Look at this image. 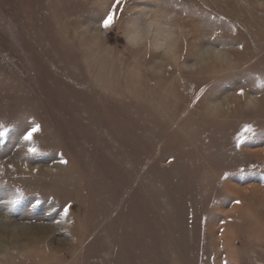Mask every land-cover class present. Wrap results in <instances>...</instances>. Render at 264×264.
Here are the masks:
<instances>
[{
    "label": "rangeland",
    "instance_id": "obj_1",
    "mask_svg": "<svg viewBox=\"0 0 264 264\" xmlns=\"http://www.w3.org/2000/svg\"><path fill=\"white\" fill-rule=\"evenodd\" d=\"M0 264H264V0H0Z\"/></svg>",
    "mask_w": 264,
    "mask_h": 264
},
{
    "label": "snow or ice",
    "instance_id": "obj_2",
    "mask_svg": "<svg viewBox=\"0 0 264 264\" xmlns=\"http://www.w3.org/2000/svg\"><path fill=\"white\" fill-rule=\"evenodd\" d=\"M119 2V0H117V3ZM113 16L110 14L109 17L104 21V27H108L110 25V23L112 22ZM243 94L242 90L241 93ZM37 128H33L31 131H29L26 136L24 137L26 140L31 139L33 132L37 131ZM34 151V150H33ZM13 203H15V201H13Z\"/></svg>",
    "mask_w": 264,
    "mask_h": 264
}]
</instances>
